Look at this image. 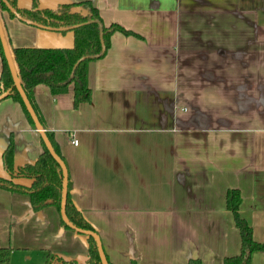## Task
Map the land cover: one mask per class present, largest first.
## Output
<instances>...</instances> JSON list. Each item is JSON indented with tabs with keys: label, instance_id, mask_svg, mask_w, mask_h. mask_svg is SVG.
<instances>
[{
	"label": "crops",
	"instance_id": "0c3cea01",
	"mask_svg": "<svg viewBox=\"0 0 264 264\" xmlns=\"http://www.w3.org/2000/svg\"><path fill=\"white\" fill-rule=\"evenodd\" d=\"M79 1L86 0H37V6L56 10ZM87 1L102 24L133 34L114 31L104 53L87 62L89 102L73 106L72 83L57 93L38 83L33 99L63 157L66 191L109 262L222 264L240 249L225 204L228 188L240 191L239 213L264 243V0ZM31 4L17 0L19 8ZM35 22L46 27L0 9L17 75L14 47L72 46V30L58 29L68 25ZM11 135L14 167L33 163L41 134L6 95L0 99L4 178L2 152ZM60 217L50 204L32 212L25 192L0 187L1 246L11 247V230L26 224L32 230L23 233L44 255L84 261V236L61 227ZM13 238L18 249H29L30 241ZM250 264H264V251L252 252Z\"/></svg>",
	"mask_w": 264,
	"mask_h": 264
},
{
	"label": "trees",
	"instance_id": "16d2710c",
	"mask_svg": "<svg viewBox=\"0 0 264 264\" xmlns=\"http://www.w3.org/2000/svg\"><path fill=\"white\" fill-rule=\"evenodd\" d=\"M7 1L21 15L50 25H57L56 21L62 22L64 25H73L91 18L100 20L97 10L87 0L63 3L56 10L39 9L37 0H32L29 9L19 8L17 0ZM73 7L82 8L86 10V13L80 15L78 12H73ZM0 9L6 10L10 17H14L2 0H0ZM71 30L73 32V43L70 47L18 46L13 48L14 60L18 68V76L22 88L41 124L42 118L33 99V88L38 83L47 84L52 93L63 92L72 83L74 107L79 106L81 103L89 102L91 99V90L86 80V64L95 57H81L100 52L98 26L97 23L91 22L78 25ZM114 31L133 34L131 30L117 23H111L108 26L103 24V40L106 48L109 45V37ZM0 57V93L1 91L7 92V97L19 102L28 121L34 127V122L14 84L1 42ZM45 134L54 152L63 161L53 134L49 131H45ZM41 145L42 151L33 163L15 168L13 165L14 144L12 135L10 136L2 152V162L9 177H0V187L11 191L25 192L32 212H38L48 204L53 205L59 211L63 182L62 169L58 161L50 154L42 139ZM20 179H30L31 183L27 185L21 182ZM240 201V191L237 188H228L226 190L225 204L226 208L232 213L234 224L239 231L240 249L237 254L224 257L222 264H250L252 252L264 251V243L253 238L251 225L239 213ZM65 214L67 219L76 227L96 232L93 225L73 204L68 192H66ZM60 225L65 229H72L61 217ZM78 233L83 235L86 240L87 257L84 261L76 262L75 260L65 259L48 251L42 262L31 264H102L93 236L86 233ZM11 252L12 248L10 246L0 245V264H9ZM107 262L111 264L108 259ZM129 264H136V262L131 260ZM188 264H201V262L199 259H189Z\"/></svg>",
	"mask_w": 264,
	"mask_h": 264
},
{
	"label": "water",
	"instance_id": "95a60500",
	"mask_svg": "<svg viewBox=\"0 0 264 264\" xmlns=\"http://www.w3.org/2000/svg\"><path fill=\"white\" fill-rule=\"evenodd\" d=\"M2 1L6 5L7 9L15 17H17L18 19H20V20H22V21H24L26 23H30V24L46 27V25H44V24L37 23V22H35V21H33V20L29 19V18H26V17L20 15V13L7 0H2ZM77 8L78 7H73L72 10L77 9ZM39 9H42V8H39ZM91 22L97 23L98 30H99V39H100L101 50L97 54L86 55V56H83L81 58H84V57H87V56H89V57H98L101 54H103V52L105 51V44H104V40H103V24H102V22L99 19H97V18H91V19H88L86 21L80 22L78 24H73V25H68V26H63V27L58 28V29H64V28L72 29V28H74V27H76L78 25L85 24V23H91ZM0 40H1V44H2V47H3L4 54H5V58L7 60L9 69H10L12 77H13L14 84H15L16 88L18 89V91H19V93H20V95H21V97L23 99V102H24V104L26 106V109L28 110V112H29V114H30V116H31V118H32V120L34 122V125H35L36 129L40 132L42 140L46 144L50 154L58 161V163L61 166L62 173H63L62 194H61V203H60L61 218L69 227H71L75 231H78V232H81V233L90 234L91 236H93V238L95 240V243H96V246H97V250H98L100 259H101V263L102 264H108L106 256H105L103 248H102V245L100 243V239H99L97 233L93 232V231H89V230H82V229L76 227L66 217L65 204H66V192H67L66 191L67 173H66L65 164L60 159V157H58L56 155V153L54 152L52 146L50 145V142H49V140H48V138H47V136L45 134V130L42 128V125L39 122V120H38V118L36 116V113L34 112V109H33L32 105L30 104V102H29V100H28V98H27V96H26V94H25V92H24V90L22 88L20 78L17 75V73H16V71H15L13 65H12V62H11V59H10V55L8 53L9 51H8V47H7L3 32H2L1 24H0ZM55 47H58V46H55ZM6 95H7V92L3 91L2 93H0V99L5 97Z\"/></svg>",
	"mask_w": 264,
	"mask_h": 264
},
{
	"label": "rangeland",
	"instance_id": "374dc122",
	"mask_svg": "<svg viewBox=\"0 0 264 264\" xmlns=\"http://www.w3.org/2000/svg\"><path fill=\"white\" fill-rule=\"evenodd\" d=\"M21 227H22L21 231L20 230L19 231L18 230H11V237H12L11 238V247H12V252L14 254H11L9 263L10 264H17V263H19V264H29L30 263L31 264V262L36 263V262H39L40 260H44L45 255L43 254V252L41 250H38L39 245L37 244V241H35L36 239H34V237H32V239H31L30 234L23 233L25 231L32 230V228L26 227V224H23ZM15 235H17L18 238L23 237V242L30 241L29 246H28L29 247L28 250L23 249V247L20 249L17 248L19 246L15 245V244H18V243H16L15 238H13V237H15ZM26 251L32 252L33 255H32L31 259H26V257H25Z\"/></svg>",
	"mask_w": 264,
	"mask_h": 264
},
{
	"label": "built area",
	"instance_id": "2783aa9c",
	"mask_svg": "<svg viewBox=\"0 0 264 264\" xmlns=\"http://www.w3.org/2000/svg\"><path fill=\"white\" fill-rule=\"evenodd\" d=\"M182 109H185V107H184V108H182ZM72 142H73V143H76V142H77V140H76V139H73V140H72Z\"/></svg>",
	"mask_w": 264,
	"mask_h": 264
}]
</instances>
